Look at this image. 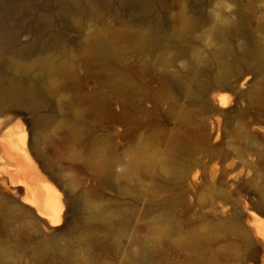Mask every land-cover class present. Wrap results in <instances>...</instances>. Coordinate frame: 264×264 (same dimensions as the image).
<instances>
[{
	"label": "bare ground",
	"instance_id": "bare-ground-1",
	"mask_svg": "<svg viewBox=\"0 0 264 264\" xmlns=\"http://www.w3.org/2000/svg\"><path fill=\"white\" fill-rule=\"evenodd\" d=\"M133 1L115 0L114 6L113 0H58L55 14L40 13L34 22L16 18L13 25L9 19L14 12L0 9V257L15 261L23 255L41 258L53 254L72 264H93L88 248L99 249L107 241L114 242L118 252L125 249V237L130 235L137 206L126 208L112 202H99L96 197L77 190L73 181L63 180L51 167L50 178L39 169L36 158L42 157L46 130L54 122L58 124L56 130L64 134L66 143L82 150L87 146L92 148V157L99 161L96 166L99 175L107 172L111 178L116 176L121 182L122 195L141 202L150 163L143 157L144 150L133 148L131 144L123 153L114 155L111 152L110 138L116 133L102 121L101 108L108 106L105 95H147L141 89L140 77L141 73L148 72L161 83L160 92L155 95H164L156 100L164 106L165 95L173 91L171 79L176 71L172 68L181 64L183 77L189 82L187 89L194 98L215 86H227L239 93L237 82L245 71L264 74V11L256 6L245 7L242 0H225L224 11L216 9L218 22L208 27V20L198 12L196 4L186 0L178 4L172 35L165 39V33L144 16L131 13ZM143 2L147 14L165 0ZM66 6L103 9L112 16V24L93 25L82 39L85 61L91 60L102 70L114 72L105 88L90 94L94 101H84L79 96L82 95L79 93L80 68L75 61L78 54L71 59L48 56L43 61L42 76L51 94L54 95L56 89L66 93L54 104L23 77L41 60L35 59L25 66L19 55H36L47 45L65 39L70 25L82 28L79 21L65 22ZM18 8L24 13L29 10L23 4ZM251 18L257 20L255 42L246 36L235 39L247 30ZM58 21L63 24L59 26ZM192 34L203 40L208 49L203 52L193 44L189 40ZM23 35L28 39L22 40ZM9 56L15 62L7 68L5 61ZM53 82L55 88L51 87ZM251 82L256 85L255 95H264L257 79L243 84ZM69 84L75 85L74 94L68 93ZM129 108L138 112L134 104ZM49 110L56 112L53 118L42 115ZM26 113L31 116L32 128L28 130L21 123L15 128L14 123ZM115 118L127 121L128 127L134 130L125 113L120 112ZM102 125L107 135L103 134ZM129 137L133 140L135 134L130 133ZM124 158L128 160L123 161ZM171 162L176 164L175 156ZM122 163L125 164L122 171L114 173L116 166ZM168 171L170 180L180 181L174 167ZM98 180L103 178L99 176ZM179 197L183 199L184 193ZM147 200L151 206L141 219L144 221L142 227L149 234L144 239L130 241V246H137L126 255L131 264H158L153 258L155 252L164 257L176 252L182 257L180 264H264V189L260 190L261 206L243 203L244 220L230 213L231 199L227 197L222 203H213L207 230H189L185 234L176 224L165 228V198L149 197ZM175 203L174 198L166 201L170 209ZM18 223L28 224L31 232L22 231ZM61 224L65 227L59 238L54 233L55 227ZM171 235H178L174 243L168 237Z\"/></svg>",
	"mask_w": 264,
	"mask_h": 264
},
{
	"label": "rangeland",
	"instance_id": "rangeland-1",
	"mask_svg": "<svg viewBox=\"0 0 264 264\" xmlns=\"http://www.w3.org/2000/svg\"><path fill=\"white\" fill-rule=\"evenodd\" d=\"M58 0H0V9L13 11L9 23L13 25L16 18H25L36 21L35 17L40 13L53 15L57 12ZM186 0H165L161 6L146 14L143 0H135L131 4V13L135 16L142 15L153 23L156 29L165 33V39L173 32V18L178 13V4ZM223 1V2H220ZM195 3L198 12L208 20L209 26L216 20V9L224 11L225 0H188ZM243 5L256 6L264 11V0H242ZM23 4L29 8L27 13L19 10ZM112 5H115L113 0ZM233 8V7H231ZM62 10V9H60ZM66 23L79 21L82 28L76 29L70 25L69 34L65 39L59 40L36 55H19L18 58L26 66L35 59H40L33 68L23 74L29 84H35L37 91L56 103V100L66 95L62 90H57L53 95L46 86V78L42 76L43 61L48 56H60L71 59L76 54L75 61L79 65L78 75L81 78L79 93L82 100H93V91L103 89L109 78L114 75L113 70L104 71L91 60L85 61V45L82 39L93 29V25L112 24V16L103 9L93 7L66 6ZM71 14V15H70ZM12 19V20H11ZM250 25L238 37L246 36L255 42L257 34V20L251 18ZM62 21H58L61 26ZM22 40L28 36L23 35ZM259 39V38H258ZM192 43H196L204 52L208 49L203 40H198L193 34L189 37ZM210 48V47H209ZM15 62L11 56L7 57V68ZM179 67L172 68L176 71L171 79L173 91L171 95H165V105L160 106L157 98L164 95H155L160 92L161 83L148 72L141 73L142 90L147 95L139 93L128 95H105L106 107L101 108V117L110 131L116 134L111 136L110 150L114 155L123 153L131 144L144 150L143 157L150 163L148 178L143 182V200L136 202L130 197L122 195L121 182L118 178H111L107 172L99 175L96 171L98 160L92 157V148L71 146L64 140V134L57 131L58 124L54 122L46 130V140L42 146V157L36 158L41 172L50 178V167L65 181H73L77 190L90 194L99 202H112L114 205H123L126 208L137 206L138 211L131 224L130 235L125 237V249L121 252L115 248L114 242L107 243L101 248L89 249L93 264H131L126 259L129 250H136L137 246H130L133 239L146 238L148 231L142 227L143 212L150 207L149 197L157 199L165 198V228L176 224L181 227L182 234L189 230H207L208 223L212 219V205L215 202L222 203L227 197L231 199L233 216L240 215L246 218L243 203L251 202L257 207L261 206L260 190L264 189V95L256 96L254 82H245L257 79L262 85L261 93H264V74H255V71H245L242 79L237 82L239 93L232 88L215 86L208 93L198 94L194 98L188 89L189 82L183 77ZM51 87H56L55 83ZM69 94L75 93V85L69 84ZM74 96V95H69ZM134 104L138 112L129 108ZM54 106V105H52ZM120 112L125 113L128 121L134 126V130L128 127L127 121H118L115 116ZM56 113V112H55ZM51 110L42 112V115L55 116ZM19 123L30 130L32 119L29 114L20 115V121L14 123L16 128ZM106 128V127H105ZM102 125L103 134L107 131ZM134 133L133 140L129 137ZM102 135V136H105ZM106 137V136H105ZM176 157L173 165L172 157ZM124 158L123 161H127ZM125 164H119L114 173H120ZM174 167L178 180H170L168 169ZM103 180L99 181L98 177ZM189 180H185V178ZM189 189L187 190V188ZM181 193L184 198L179 200ZM176 199L172 209L166 205L168 199ZM156 207V206H154ZM256 214L261 215L258 210ZM161 220V219H160ZM18 227L25 233H30L29 225L18 223ZM65 227L61 224L56 228L54 236L61 237L60 231ZM106 236V231L103 232ZM170 241L178 238V235L168 236ZM42 243V241H39ZM154 261L158 264H171L170 261L180 264L182 257L176 252L162 256L155 252ZM14 260V259H13ZM0 264H72L69 260L57 257L53 254L41 258L23 255L12 261L0 257Z\"/></svg>",
	"mask_w": 264,
	"mask_h": 264
}]
</instances>
